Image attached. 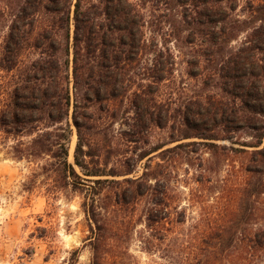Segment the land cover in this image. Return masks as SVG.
I'll use <instances>...</instances> for the list:
<instances>
[{
    "label": "trees",
    "instance_id": "trees-1",
    "mask_svg": "<svg viewBox=\"0 0 264 264\" xmlns=\"http://www.w3.org/2000/svg\"><path fill=\"white\" fill-rule=\"evenodd\" d=\"M242 1L0 0V71L10 74L7 83L0 75V97L7 94L0 100V131L16 139V158L50 155L68 185L92 195L84 203L96 223L90 264H107L110 247L115 261L125 254L110 240H121L127 229L96 200L103 183L124 185L117 204L154 196L144 251H161L175 264H264V225L241 226L258 224L253 197L264 194V0ZM181 56L189 77L219 91L181 102L160 99V86L175 80ZM73 125L74 163L68 160ZM153 127L170 128V142L198 140L156 145L139 160L162 149L167 162L195 145L213 155L249 153L242 161L244 185L222 187L225 201L207 207L198 224L186 225V210L172 217L166 188L150 182L166 177L168 165L147 163L132 177L128 157L124 171L108 167L118 147L130 142L137 150ZM240 134L251 140L233 141ZM219 138L242 147L211 141ZM97 150L106 154L103 163ZM213 163L206 169L214 171ZM167 223L177 225L172 236Z\"/></svg>",
    "mask_w": 264,
    "mask_h": 264
},
{
    "label": "rangeland",
    "instance_id": "rangeland-1",
    "mask_svg": "<svg viewBox=\"0 0 264 264\" xmlns=\"http://www.w3.org/2000/svg\"><path fill=\"white\" fill-rule=\"evenodd\" d=\"M245 1L243 0L242 4H245ZM182 59V56L177 59L179 64L175 80L161 84L160 99L181 102L196 93L219 91L217 88H205L194 78L189 77ZM0 75L4 83L10 79V74L3 71H0ZM6 98L7 94L3 93L0 100ZM72 127L74 131L68 160L74 163L77 133L75 126ZM237 138L240 142L251 140L248 136L242 137L240 134L233 137V141ZM193 139L198 140L190 138L182 141ZM147 140L141 143L137 150L130 142V145L127 143L118 147L108 159V167L124 171L127 167L125 158L128 157L131 167H134V172L128 175L132 177L141 175L147 163H150L152 169L157 163L168 165L165 168L168 172L166 177L160 176L159 182L151 178L150 182L157 189L166 188L169 206L165 210L169 211L172 217L177 216L178 211L186 210V225L198 224L207 212V207L225 201L226 194L221 191L222 187L244 185L245 171L242 161L249 157V153L228 151L226 154L213 155L208 146L195 145L185 149L188 154L183 150L182 156L173 157L172 153H166L167 159L173 157L167 162L158 154L162 149L139 160L137 155L140 152L149 151L156 145L165 144L163 148L165 149L182 142H170V128L159 127H153L147 135ZM120 141L125 142L122 138ZM211 141L220 145L242 147L232 142L230 138ZM15 143L14 137L0 131V264H90L93 258L90 244L91 226H95L96 223L87 212L84 203H91L92 195L84 187L74 189L68 185L61 178L56 160L50 155L16 158L12 151ZM125 149L127 151L125 154H119ZM96 153L102 154L100 161L103 163L105 152L97 150ZM150 156L152 158L148 160ZM211 160L214 161V171L206 169ZM75 167L80 172L76 165ZM200 177H204L203 184L197 181ZM115 178L121 181L123 177ZM98 186L103 188L96 198L97 202L106 207L105 212L108 211V216L114 221L124 222L120 224L116 222L115 225L127 229L121 240H110L111 243L122 246V251H125L124 258L115 261V248L110 247L111 251L106 254L107 264H175L173 259L166 257L161 251L148 253L142 248V237L148 234L147 211L155 207L152 202L154 196L144 197L137 204L121 205L116 203V193L124 186L122 183H103ZM159 197L163 195L159 194ZM253 199L259 201L257 206L260 210L257 212L261 218L258 224L250 220L248 224L242 223L241 226L256 229L264 225V194ZM166 225L172 230L170 235H174L173 231L177 230V225L174 223Z\"/></svg>",
    "mask_w": 264,
    "mask_h": 264
},
{
    "label": "bare ground",
    "instance_id": "bare-ground-1",
    "mask_svg": "<svg viewBox=\"0 0 264 264\" xmlns=\"http://www.w3.org/2000/svg\"><path fill=\"white\" fill-rule=\"evenodd\" d=\"M73 151V150H72Z\"/></svg>",
    "mask_w": 264,
    "mask_h": 264
}]
</instances>
